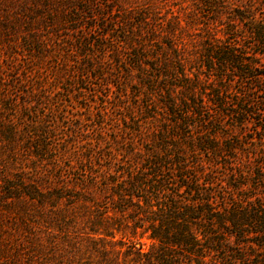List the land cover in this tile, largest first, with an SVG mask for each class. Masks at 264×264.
<instances>
[{
    "label": "trees",
    "instance_id": "trees-1",
    "mask_svg": "<svg viewBox=\"0 0 264 264\" xmlns=\"http://www.w3.org/2000/svg\"><path fill=\"white\" fill-rule=\"evenodd\" d=\"M0 264H264V0H0Z\"/></svg>",
    "mask_w": 264,
    "mask_h": 264
},
{
    "label": "rangeland",
    "instance_id": "rangeland-1",
    "mask_svg": "<svg viewBox=\"0 0 264 264\" xmlns=\"http://www.w3.org/2000/svg\"><path fill=\"white\" fill-rule=\"evenodd\" d=\"M78 99V98H77ZM75 98H73V108L74 109H71L69 108L68 111L71 113L73 112L74 114L78 115V118H80L81 120H84L86 119V117L88 116L87 114H85L84 110L81 108L82 106H84L83 104V101L82 100H79V104H77L76 102H74ZM69 104V103H67ZM143 243H144V250H147L149 245H150V242L148 240H143Z\"/></svg>",
    "mask_w": 264,
    "mask_h": 264
}]
</instances>
